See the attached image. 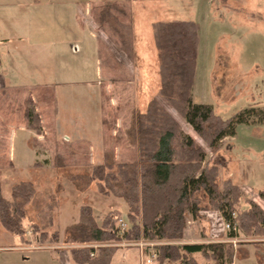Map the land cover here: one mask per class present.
Here are the masks:
<instances>
[{
	"label": "rangeland",
	"instance_id": "1",
	"mask_svg": "<svg viewBox=\"0 0 264 264\" xmlns=\"http://www.w3.org/2000/svg\"><path fill=\"white\" fill-rule=\"evenodd\" d=\"M106 1L91 0L101 7L83 11H79L76 4L67 6L60 2L52 10L53 16L45 20L46 32L42 23H37L41 18L38 16L40 12L32 17L31 25L21 27L35 36L45 32L55 39L58 34L56 42L47 44L52 50L35 51L33 57L43 56L42 63L52 68L58 108L51 123V132L31 141L41 153L39 166L16 170L9 165V156L7 158L6 154L0 153V167L5 168L0 170L1 179L4 172L12 181L29 180L40 192L27 206L29 220L39 223L41 230H62L58 241L46 240L42 244H69L66 241L69 237L67 227L76 220L78 222L83 205L95 209L93 214L97 224L109 209L120 211L124 221H128L127 206L121 198L103 195L94 181L86 184L84 178L76 177L90 174L95 164L103 162L107 152L116 161H134L137 158L138 147L130 132L138 115L146 110L161 86L160 57L153 22L187 19L199 24L200 41L193 90L195 103L211 104L222 119H228L247 107L264 110V0H227V3L225 0H210L209 3L208 0L132 1L125 6L132 14V35L128 16L118 14L125 27H119L115 19H111L110 24L99 23ZM14 9L9 12L14 13V26L28 21L27 12L24 21L23 14ZM253 13L254 17L251 16ZM117 28L133 43L134 57H128L123 51ZM75 46L78 51L73 50ZM170 110L181 121L183 130L205 148L203 167L206 164L219 166V187L223 188L225 181L230 179L244 189L236 206L237 213L250 208V199L264 210V121L239 124L234 136L223 139L218 149H211L175 109ZM262 118L264 114L260 113L256 117L257 120ZM6 142L5 137L0 138V150H7ZM18 146L20 153L17 155L24 159L23 146ZM195 195L200 200L199 210L196 216L187 212L183 237L175 241L152 240L143 244L148 252L144 261L151 258L154 264H160L156 250L159 244H194L198 243L195 236L201 235L208 236L209 243H216L220 237H229L228 230L221 231L223 224L218 216L224 220L223 216L213 208L206 193L200 190ZM214 211L219 214L208 216ZM48 215H52L54 220L50 227H47L50 222ZM189 226L193 227L192 233L186 240L184 233ZM4 233L13 243L12 234L7 230ZM232 240L229 245L235 255L233 261L236 258L240 264H248L257 256L258 263L264 264V235L239 233ZM247 242L254 244L247 245ZM125 243L130 246L134 242ZM94 244L97 245L95 253L100 247L117 249L114 241ZM154 252L156 257H152ZM194 255L198 261L205 259L201 253Z\"/></svg>",
	"mask_w": 264,
	"mask_h": 264
},
{
	"label": "trees",
	"instance_id": "2",
	"mask_svg": "<svg viewBox=\"0 0 264 264\" xmlns=\"http://www.w3.org/2000/svg\"><path fill=\"white\" fill-rule=\"evenodd\" d=\"M118 14L130 18L132 35V14L116 1L106 2L99 23L110 24L111 19H115L119 27H125ZM152 29L160 57L161 86L131 129L130 137L138 147L137 158L134 161H116L107 152L103 162L95 164L90 174L76 177L84 178L86 184L94 181L103 195L121 198L127 205L129 227L120 233L122 215L116 210L108 212L98 225L93 208L83 205L78 222L67 227L69 237L66 240L79 244L71 251L73 260L79 264H111L116 247H100L95 253L94 243L180 240L187 212L196 216L199 210L200 200L195 194L200 190L206 193L213 208L225 221H238V231H228L229 236L236 237L239 233L264 235V210L250 199V208L237 213L242 188L230 179L225 181L223 188L219 187V166L206 164L203 167L205 148L183 130L181 121L170 109H175L211 149H218L223 139L234 136L239 124L263 122L264 118L257 120L256 117L259 113L264 114V110L247 107L228 119H222L211 104L195 103L193 90L200 41L199 24L187 19L158 20L153 22ZM117 33L123 51L128 57H134L133 43L121 29ZM26 118L29 127L41 131V119L31 106L26 111ZM39 194L34 182L22 180L12 187V198L7 199L3 195L0 178V224L23 241L28 229L35 241H58V228L52 232L41 230L39 223L28 218L27 206ZM48 218L47 227H50L54 220L52 215ZM156 250L160 264H200L195 253L203 255L207 260L205 264H229L235 257L232 246L226 242L165 243L156 245Z\"/></svg>",
	"mask_w": 264,
	"mask_h": 264
},
{
	"label": "crops",
	"instance_id": "3",
	"mask_svg": "<svg viewBox=\"0 0 264 264\" xmlns=\"http://www.w3.org/2000/svg\"><path fill=\"white\" fill-rule=\"evenodd\" d=\"M108 1H116L126 6V4L132 1L139 0ZM60 2H63V5L67 6L76 4L79 11L101 7L99 5L96 6L91 0H0V138L5 137L7 140V150L4 151L2 149L0 153L6 154L7 158L9 156L11 163L9 165H12L16 170L21 167L30 168L39 166L41 153L31 141H33V138L41 139L51 132V123L55 120V115H57L56 86L55 81L52 80V68L48 67L47 63H42L41 57L43 56L38 55L35 59L33 57H35V51L48 52L52 50L47 44L57 41L56 36L58 34L54 36L56 40L52 39L50 34H44L46 32L44 23L45 20L53 16L52 10ZM209 2L210 0H208ZM14 7L19 10V13L23 14L22 18L24 21L26 20L25 14L27 12L28 21L14 26L15 23L12 22L15 19L13 17L14 13H9L12 9L15 10ZM37 12H40L38 16H41L37 23H42V28L45 30V32L43 30L44 33L41 36H35L33 33L27 32V28H25V31L21 29V27H26L33 23L32 17H35ZM251 16L254 17L255 14L253 13ZM35 20L37 21L36 18ZM19 25H21L20 29L17 28ZM37 45L40 46L39 48L42 51L39 50ZM48 56L46 55L45 57ZM29 106L34 108L41 119L42 129L40 132L28 126L26 111ZM18 145L23 146L24 159L17 155L20 153ZM1 169L5 168L0 167ZM1 180L4 197L11 199L12 187L17 183V180L12 181L10 176L4 172ZM110 211L112 210L109 209L106 214ZM214 214L219 213L215 211L209 212L208 216ZM218 217L222 222L224 221L221 216ZM3 228L0 224V264H79L73 260L70 247H74V245H69L71 243L62 242L59 245L42 244L38 240H34L30 229H28L27 233L30 236L27 235L25 241L8 231L13 236V243H11L9 237L5 236L4 232L6 229ZM192 228L189 226L185 230L184 238L186 240L190 238ZM223 230L222 227L221 231L224 232ZM202 237V235L195 236V240L198 243L211 242L208 236ZM232 238L231 236L220 237L217 242L230 243L232 242ZM251 244L253 243H247V245ZM92 245L96 246V244ZM114 245H117L118 248L114 252L111 264H154V261H144V258L148 256V252L140 245L133 244L128 246L129 244H126L125 241L116 242ZM255 254L258 255L257 252ZM257 260V256L253 257V260L248 261V264L258 263L259 261ZM198 262L205 264L207 260L204 259V261ZM231 263L240 264L236 258Z\"/></svg>",
	"mask_w": 264,
	"mask_h": 264
},
{
	"label": "built area",
	"instance_id": "4",
	"mask_svg": "<svg viewBox=\"0 0 264 264\" xmlns=\"http://www.w3.org/2000/svg\"><path fill=\"white\" fill-rule=\"evenodd\" d=\"M74 51H78V47L75 46L73 48ZM223 224V229L224 230H228V231H238V226H237V223L236 222H228V221H223L222 222ZM119 226H120V233L123 234L129 227V222L128 221H124L123 218L120 219V222H119ZM233 241V240H232ZM149 242H137V243H133L135 245H140L142 246L143 244H148ZM97 246V245H96ZM143 247V246H142ZM150 257V256H149ZM152 257H156V253H152ZM147 262H151V258H149L147 260ZM230 264H233V263H230Z\"/></svg>",
	"mask_w": 264,
	"mask_h": 264
}]
</instances>
